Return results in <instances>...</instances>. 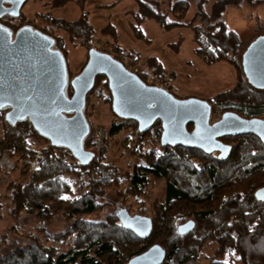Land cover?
I'll use <instances>...</instances> for the list:
<instances>
[{"label": "trees", "instance_id": "obj_1", "mask_svg": "<svg viewBox=\"0 0 264 264\" xmlns=\"http://www.w3.org/2000/svg\"><path fill=\"white\" fill-rule=\"evenodd\" d=\"M135 1L138 8L131 13L136 36H145L142 24L147 19L155 20L165 30L189 27L194 33L195 51L205 62L227 61L245 75L246 80L234 88L207 100L212 106V117L232 111L247 119L264 118V86L249 83L244 64L246 51L241 54L243 41L225 18L231 7L240 8L245 2L257 5L264 0H215L210 11L206 9L208 0ZM192 5L195 12L187 21ZM18 17L6 15L1 21L16 32L21 26L13 20ZM60 26L73 39L81 40L82 46L87 48L88 59L91 50H101L93 43L97 31L88 17L76 23L61 22ZM42 31L55 39V47L67 59V50L59 38L52 32ZM116 32L112 23L102 31L113 37ZM153 59L162 66L156 57ZM160 68L156 66L154 72L162 74ZM140 77L149 84L147 73ZM170 91L174 94L172 88ZM68 92L72 96L71 85ZM94 94L110 104L119 120L112 123L106 139L101 138L99 151L94 149L98 140L92 132L89 109ZM7 112L0 110V118L7 123L5 135L0 136V160L7 155H18L27 163L26 173L22 174L23 179L16 184L13 194L12 216L26 213L46 221L60 215L69 225L59 234L44 230V235L59 241L61 247L46 245L32 235L30 244L1 254L0 264H128L131 258L154 244L166 250L162 264H200L198 259L211 241H216L217 245L209 264H264V198L258 195L264 187V142L259 136L247 133L222 137L221 140L231 146L226 158H221L219 152L207 153L196 147L162 145L161 120L151 129L141 131L136 120L114 111L106 75H98L87 94L85 115L91 131L85 148L94 153L88 163L82 162L68 148L53 145L29 119L11 123ZM123 129L130 131L122 141L123 146L138 158L125 172L104 159L107 141ZM31 139H44L48 145L34 148ZM156 142L158 144L152 146ZM72 179L77 180L76 184ZM152 180L165 181V194L147 206L143 196ZM111 187H115L119 195L134 196L139 203L138 213L152 218L153 229L148 237L141 238L124 228L116 212L103 215L105 205L100 199ZM186 220H193L195 225L181 234L179 227Z\"/></svg>", "mask_w": 264, "mask_h": 264}, {"label": "water", "instance_id": "obj_2", "mask_svg": "<svg viewBox=\"0 0 264 264\" xmlns=\"http://www.w3.org/2000/svg\"><path fill=\"white\" fill-rule=\"evenodd\" d=\"M27 0H0V103L7 110L11 123L29 119L40 134L53 145L68 148L82 162L88 163L94 153L86 150L85 141L91 131L86 118L87 94L98 75H106L113 96V109L122 117L132 118L141 131L162 122L161 144L196 147L207 153L219 152L226 158L231 146L221 140L227 135L253 133L264 142V118H244L228 111L212 122V106L197 97L179 98L169 89L146 83L112 54L93 49L84 69L70 78L68 63L55 39L32 25L14 32L1 21L6 15L18 17ZM15 12L16 15H12ZM246 57V56H245ZM251 58V57H250ZM244 62L246 75L257 86L264 85V43ZM73 94L69 96V86ZM22 116L23 118H17ZM193 129H189V125ZM264 198V187L258 191ZM124 228L141 238L153 229L150 216L131 214L122 208L118 212ZM190 220L179 227L185 234L193 229ZM166 250L154 244L134 256L128 264H162Z\"/></svg>", "mask_w": 264, "mask_h": 264}, {"label": "rangeland", "instance_id": "obj_3", "mask_svg": "<svg viewBox=\"0 0 264 264\" xmlns=\"http://www.w3.org/2000/svg\"><path fill=\"white\" fill-rule=\"evenodd\" d=\"M214 1H207L206 9L208 11L211 10ZM247 3L245 2L240 8L231 7L228 9L225 18L228 25L239 33L243 41L241 54L246 51L244 62H246V58L250 61L247 72L250 76L253 74L251 68L252 55L264 43V2L257 5ZM137 8L135 0H27L21 10L22 15L15 18L13 23L19 27L24 26V24L32 25L36 29L52 32L56 35L62 42L64 49L67 50L70 78L76 77L86 64L88 59L87 48L82 46L80 39H73L72 35L60 26V23H76L82 17H88L97 31L93 37L95 46L101 51H110L113 56L119 57L125 64L129 63L132 67L142 70V73H147V78L154 83L160 81L171 85L169 90L172 88L174 94L179 98L197 97L208 100L215 94L234 88L242 80H246L245 75L236 65L227 61L209 64L197 55L194 33L189 27L165 30L155 20L147 19L142 24L145 36H136L132 29L134 16L131 12ZM194 12L195 6L192 5L186 17L187 21L191 19ZM110 23L116 27V37L102 33ZM240 56L239 61L242 58V55ZM153 57H156L162 66H159ZM156 66L161 67L159 72L162 74L154 72ZM249 83L256 85L251 81ZM89 109L92 111L90 118L93 124L92 132L98 140L94 149L99 151L102 146L101 138L106 139L112 123L119 122V120L114 115L110 104L98 99L95 94ZM216 117L217 115L214 114L212 120H215ZM8 124L10 125L9 122ZM6 126L5 120L0 118L1 137L5 135ZM128 133H130L128 129H123L112 140H108L109 144L104 155L106 161L113 163L120 171L124 172L138 162L136 155L122 144ZM30 142L34 148L38 149L48 145L44 139H31ZM156 144L158 143L156 142L152 146H156ZM148 146L150 145L147 144ZM26 165L25 159L18 155H7L0 160V255L16 246L30 244L32 235L33 238L41 239L46 245L61 247L59 241L46 237L44 230L51 234H59L69 225V222L60 215L46 221L39 220L36 215L26 213L20 214L19 217L12 216L15 207L13 194L16 184L23 179L22 174L26 173ZM72 181L75 182L73 179ZM165 186L164 180H152L149 183L147 192L143 196L147 206H151V203L156 199L164 197ZM125 197L119 195L115 187L108 189L105 196L100 199L105 205L103 215L118 213L122 208L128 209L131 214L138 213L139 203L137 199L134 196H129L125 200ZM216 245V241L209 242L203 251V255L198 259L200 264L211 262V256Z\"/></svg>", "mask_w": 264, "mask_h": 264}, {"label": "built area", "instance_id": "obj_4", "mask_svg": "<svg viewBox=\"0 0 264 264\" xmlns=\"http://www.w3.org/2000/svg\"><path fill=\"white\" fill-rule=\"evenodd\" d=\"M116 57V56H115ZM130 70H132L133 72H135L136 74H138L139 76L142 75V70H140L139 68H135V67H132L129 63H126L125 64ZM149 84L150 85H157V86H161L165 89H169L171 87V85L167 84V83H163V82H157V83H154L153 81L149 80Z\"/></svg>", "mask_w": 264, "mask_h": 264}, {"label": "snow or ice", "instance_id": "obj_5", "mask_svg": "<svg viewBox=\"0 0 264 264\" xmlns=\"http://www.w3.org/2000/svg\"><path fill=\"white\" fill-rule=\"evenodd\" d=\"M21 2H23V0H21ZM12 15H16V13H15V12H13V13H12ZM262 86H264V85H262ZM0 107H3V104H2V103H0ZM17 118H20V119H22L23 117H22V116H19V117H17Z\"/></svg>", "mask_w": 264, "mask_h": 264}, {"label": "flooded vegetation", "instance_id": "obj_6", "mask_svg": "<svg viewBox=\"0 0 264 264\" xmlns=\"http://www.w3.org/2000/svg\"><path fill=\"white\" fill-rule=\"evenodd\" d=\"M35 28V27H34ZM36 29V28H35ZM221 117V116H220ZM220 117H218V118H216L215 120H212V122H214V121H216V120H218ZM191 127V129L190 130H192L193 129V125L192 124H190L189 125V128Z\"/></svg>", "mask_w": 264, "mask_h": 264}, {"label": "bare ground", "instance_id": "obj_7", "mask_svg": "<svg viewBox=\"0 0 264 264\" xmlns=\"http://www.w3.org/2000/svg\"><path fill=\"white\" fill-rule=\"evenodd\" d=\"M154 129V128H153Z\"/></svg>", "mask_w": 264, "mask_h": 264}]
</instances>
